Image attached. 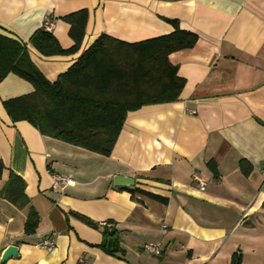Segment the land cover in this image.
Here are the masks:
<instances>
[{"label":"crops","instance_id":"0c3cea01","mask_svg":"<svg viewBox=\"0 0 264 264\" xmlns=\"http://www.w3.org/2000/svg\"><path fill=\"white\" fill-rule=\"evenodd\" d=\"M80 9L87 15L75 50L44 56L28 42L49 19L69 49L75 38L63 16ZM166 18L197 34L168 54L183 87L176 100L128 110L108 155L13 122L3 101L34 87L13 72L0 80V256L18 248L0 264H232L234 252L239 264H264V0H0V34L26 43L49 81L101 33L139 41L173 31ZM10 171L24 182V207L1 195ZM115 174L135 182L115 185ZM134 185L168 200L123 188ZM29 206L38 221L25 233ZM70 210L109 220L119 250L105 251L101 227ZM46 234L50 250L36 245ZM147 241H159L161 254L147 253Z\"/></svg>","mask_w":264,"mask_h":264},{"label":"trees","instance_id":"16d2710c","mask_svg":"<svg viewBox=\"0 0 264 264\" xmlns=\"http://www.w3.org/2000/svg\"><path fill=\"white\" fill-rule=\"evenodd\" d=\"M86 10L63 16L70 23L75 43L63 49L51 31L37 28L28 42L44 56L62 54L77 48L86 21ZM173 31L139 41L127 42L101 33L81 55L54 81H49L29 58L26 43L0 34V80L9 72L16 73L33 84V91L3 101L11 120H26L41 134L48 135L91 151L108 155L111 152L125 113L143 104L176 100L184 79L168 60L172 51L193 46L197 34L182 29L178 20L166 18ZM0 162V176L3 169ZM136 194L166 203L168 197L137 185L123 186ZM1 195L18 207L28 205L24 182L10 171ZM84 223L101 227L102 248L119 250L117 230L112 223L101 225L79 212L70 210ZM38 215L28 207L24 231H34ZM234 252L232 264L240 263Z\"/></svg>","mask_w":264,"mask_h":264},{"label":"built area","instance_id":"2783aa9c","mask_svg":"<svg viewBox=\"0 0 264 264\" xmlns=\"http://www.w3.org/2000/svg\"><path fill=\"white\" fill-rule=\"evenodd\" d=\"M50 24H51L50 20L49 19L46 20L44 23L45 28L49 29ZM193 179L197 182V184L199 185L201 189H204L205 180L199 174H193ZM56 180H66V178L64 176H56ZM100 223L101 225H108V226L111 224L110 222L106 220ZM164 228H165V225H163V230ZM36 245H38L41 248L47 249V250L52 249L54 247L53 235L52 234L44 235L40 240L37 241ZM143 248L147 253L151 255L158 256L161 254V246H160L159 241H147L143 244Z\"/></svg>","mask_w":264,"mask_h":264},{"label":"water","instance_id":"95a60500","mask_svg":"<svg viewBox=\"0 0 264 264\" xmlns=\"http://www.w3.org/2000/svg\"><path fill=\"white\" fill-rule=\"evenodd\" d=\"M134 178L129 176H124L121 174H115L113 176V183L115 185H133L134 184ZM18 254V248L14 244H9L5 247V249L2 251L0 256V263L5 261L8 257H16Z\"/></svg>","mask_w":264,"mask_h":264}]
</instances>
